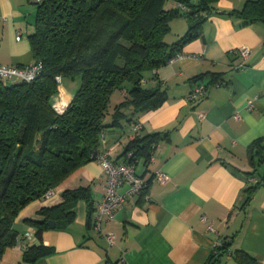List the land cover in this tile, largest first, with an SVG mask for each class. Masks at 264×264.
Listing matches in <instances>:
<instances>
[{
	"label": "crops",
	"instance_id": "crops-1",
	"mask_svg": "<svg viewBox=\"0 0 264 264\" xmlns=\"http://www.w3.org/2000/svg\"><path fill=\"white\" fill-rule=\"evenodd\" d=\"M244 1L216 0L217 11L206 16L200 34L146 73L142 84L159 85L166 100L137 117L139 130L133 131L131 122L103 130L98 150L110 151L117 161L125 159L124 148L134 136L160 133L153 158L136 160L145 190L127 193L115 216L97 231L96 205L106 175L98 161L89 160L56 186L50 200H33L18 213L17 241L4 250L0 264H203L223 241L229 243L223 264H264V148L250 152L256 139L264 147V22L244 23L227 14ZM35 12V0H0V64L34 61L28 36ZM187 27L182 16L173 19L174 32L166 40H176ZM242 47L249 48L245 57ZM201 83L203 94L186 99ZM76 86L62 79L57 100L68 103ZM156 171L167 175L165 182L155 179ZM256 182L247 199L245 187ZM78 187H85L86 195L72 205L71 220L64 227L55 221L36 239L35 228L24 219H41L40 207L58 204L62 190ZM126 190V183L118 186L119 192ZM106 233L114 236L112 244ZM40 242L52 251L34 262L22 261L23 251Z\"/></svg>",
	"mask_w": 264,
	"mask_h": 264
},
{
	"label": "trees",
	"instance_id": "trees-1",
	"mask_svg": "<svg viewBox=\"0 0 264 264\" xmlns=\"http://www.w3.org/2000/svg\"><path fill=\"white\" fill-rule=\"evenodd\" d=\"M35 2L34 29L28 39L39 72L29 82H0V257L17 241L18 213L33 200H50L44 197L48 189L94 159L106 127L134 124L140 114L162 105L166 91L159 85L144 86L146 73L181 53L200 34L206 16L217 11L216 0ZM227 14L244 23L264 22V0H245L241 9ZM180 16H185L188 27L168 42L170 22ZM62 79L76 81L77 86L71 100L57 111ZM159 136V132L134 136L124 148L125 159L128 152L129 161L149 159ZM260 148L264 147L256 139L250 152ZM257 184L245 187L247 199ZM85 190H62L61 202L37 210L41 219H24L35 228L36 239L49 228V220L64 227ZM228 246L221 242L203 264H223ZM51 251L41 242L30 244L22 261L34 262Z\"/></svg>",
	"mask_w": 264,
	"mask_h": 264
},
{
	"label": "built area",
	"instance_id": "built-area-1",
	"mask_svg": "<svg viewBox=\"0 0 264 264\" xmlns=\"http://www.w3.org/2000/svg\"><path fill=\"white\" fill-rule=\"evenodd\" d=\"M249 53V48L242 47L240 48V54L242 56H247ZM171 60V59H170ZM40 69V64L29 63L26 65H10V64H0V82L5 80H23L29 82L33 80L38 74ZM57 77V81H59ZM205 91L204 84L196 85L191 91L186 95V99L192 100L198 98ZM255 98L249 99L247 101V108L253 106ZM55 109L59 111L55 105ZM204 116L203 112H199V117ZM234 118L238 119L239 114L235 113ZM141 127L140 123L132 124V130L137 131ZM156 148V145H152V149L149 153V159L153 158V151ZM131 152H128L126 159L123 161H117L110 155V151L98 152L95 156V160L99 162L102 166L105 175L106 181L103 188V194L101 199L96 205V216L94 220V228L97 231L101 229V223L105 220L112 219L116 212L122 207L124 202L125 195L127 193H142L146 188V180L136 172V159L129 161ZM155 179L159 182H165L167 175L163 171H156ZM121 183L127 184V190L125 192H119L118 186ZM57 194L56 188L48 189L44 197L46 199H51ZM108 244H112L114 236L111 233L104 234ZM30 238L28 233L24 235V238Z\"/></svg>",
	"mask_w": 264,
	"mask_h": 264
},
{
	"label": "bare ground",
	"instance_id": "bare-ground-1",
	"mask_svg": "<svg viewBox=\"0 0 264 264\" xmlns=\"http://www.w3.org/2000/svg\"><path fill=\"white\" fill-rule=\"evenodd\" d=\"M66 104H67V99L62 98L58 103H56V106L59 109V111H61L66 106Z\"/></svg>",
	"mask_w": 264,
	"mask_h": 264
},
{
	"label": "rangeland",
	"instance_id": "rangeland-1",
	"mask_svg": "<svg viewBox=\"0 0 264 264\" xmlns=\"http://www.w3.org/2000/svg\"><path fill=\"white\" fill-rule=\"evenodd\" d=\"M182 18L183 19H185L186 20V18H185V16H182ZM173 30L167 35L168 37H170V36H172L173 35ZM7 83H10V82H12V80H5Z\"/></svg>",
	"mask_w": 264,
	"mask_h": 264
},
{
	"label": "water",
	"instance_id": "water-1",
	"mask_svg": "<svg viewBox=\"0 0 264 264\" xmlns=\"http://www.w3.org/2000/svg\"><path fill=\"white\" fill-rule=\"evenodd\" d=\"M48 226L49 227H53L54 226V221L53 220H49L48 221Z\"/></svg>",
	"mask_w": 264,
	"mask_h": 264
}]
</instances>
